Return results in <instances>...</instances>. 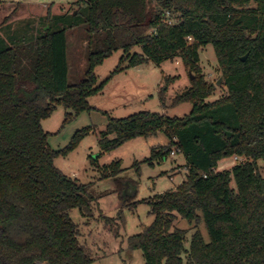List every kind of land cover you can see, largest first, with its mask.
Masks as SVG:
<instances>
[{"label": "trees", "instance_id": "obj_1", "mask_svg": "<svg viewBox=\"0 0 264 264\" xmlns=\"http://www.w3.org/2000/svg\"><path fill=\"white\" fill-rule=\"evenodd\" d=\"M75 5L65 16L48 14L47 27L30 43L6 46L0 39V264L96 261L70 212L76 209L88 227L103 195L54 165L90 129L54 151L41 122L59 105L72 111L65 122L91 111L88 98L107 82L97 84L95 69L117 51L122 57L110 76L146 61L160 65L178 58L190 81L170 105L189 103L188 115L140 112L109 119L100 133L101 152L92 165L125 142L162 132L169 144L151 149L145 162L161 163L175 147L187 166L175 189L147 201L154 220L128 238V248L140 251L144 264H264V174L257 166L264 161V0H77ZM80 26L88 35L87 68L79 83L69 85L67 31ZM207 45L227 91L212 102L207 99L215 87L199 67V49ZM233 156L244 162L217 170ZM97 169L100 180L114 179L122 199L120 161ZM178 217L203 222L209 242L197 230L185 249L187 232L174 228ZM102 220L117 237L118 226H111L123 224L122 211Z\"/></svg>", "mask_w": 264, "mask_h": 264}, {"label": "rangeland", "instance_id": "obj_2", "mask_svg": "<svg viewBox=\"0 0 264 264\" xmlns=\"http://www.w3.org/2000/svg\"><path fill=\"white\" fill-rule=\"evenodd\" d=\"M76 2L77 0H0V39L4 40L6 46H10V41L16 40L30 43L36 31L47 27L45 19L48 14L56 17L70 14L76 7ZM169 19L170 17L166 18L168 22ZM87 39L88 35L82 26L67 31L69 85H76L84 78L87 68ZM135 51L141 53L140 47H136ZM121 57L122 51L114 52L95 69L97 84L105 80L107 82L100 93L88 98L91 111L73 114L65 122L66 113L72 111L59 105L48 119L41 122L43 130L49 134L48 145L54 151L64 149L76 132L90 129V133L81 140L77 148L67 156L56 157L54 165L63 174L81 183H92L94 194L103 195L98 199L94 220L88 227L76 209L70 212L71 219L78 226L81 241L90 248L96 259L91 264H144L141 252L130 250L127 240L153 222L154 215L147 201L175 189L187 172L185 158L175 147L163 162L154 163L153 166L145 162L150 157L151 149L164 148L169 144V139L162 132L156 136L137 137L125 142L117 149L101 155L94 165L91 164V160L101 152L98 144L100 133L105 132L109 119L127 118L140 112L182 118L191 111L189 103L170 107L172 99L190 83L180 59L167 60L160 65L146 61L110 76L119 67ZM121 66L126 65L123 63ZM199 67L206 81L215 87V92L207 102L225 97L227 91L211 45L199 49ZM113 137L114 135L108 136L109 139ZM114 161L121 163L119 178L124 185L122 199L116 193L117 184L114 179L100 180L101 175L97 169ZM243 162V159L237 160L236 164ZM231 164L230 160H222L217 168L228 171ZM257 166L259 172L264 174V161H258ZM119 210L122 211L123 224L120 226L119 221H116L118 224L112 223V228H119L118 236L114 237L104 224L102 215L116 218ZM174 228L187 232L185 249L189 248L191 235L197 230L204 241L209 242L203 222L190 224L178 217Z\"/></svg>", "mask_w": 264, "mask_h": 264}, {"label": "built area", "instance_id": "obj_3", "mask_svg": "<svg viewBox=\"0 0 264 264\" xmlns=\"http://www.w3.org/2000/svg\"><path fill=\"white\" fill-rule=\"evenodd\" d=\"M229 160L232 161V164H233V165H235L236 162H237V160H240V161H241V158L236 157V156H233V157H231ZM217 170H218V168H217ZM219 171H221V170H219Z\"/></svg>", "mask_w": 264, "mask_h": 264}, {"label": "crops", "instance_id": "obj_4", "mask_svg": "<svg viewBox=\"0 0 264 264\" xmlns=\"http://www.w3.org/2000/svg\"><path fill=\"white\" fill-rule=\"evenodd\" d=\"M229 159H230V158H228V159H224V161H225V160H229ZM218 164H219V163H218ZM231 166H233V164H231ZM218 169H219V168H218ZM104 258H105V257H104ZM100 259H101V258H100Z\"/></svg>", "mask_w": 264, "mask_h": 264}, {"label": "water", "instance_id": "obj_5", "mask_svg": "<svg viewBox=\"0 0 264 264\" xmlns=\"http://www.w3.org/2000/svg\"><path fill=\"white\" fill-rule=\"evenodd\" d=\"M245 57H246V56H243V57L241 58V60L244 61V60H245Z\"/></svg>", "mask_w": 264, "mask_h": 264}]
</instances>
